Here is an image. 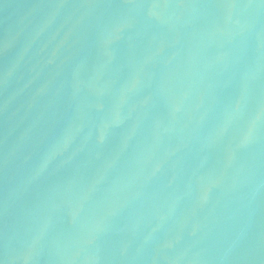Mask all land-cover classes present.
Here are the masks:
<instances>
[{"label": "water", "instance_id": "95a60500", "mask_svg": "<svg viewBox=\"0 0 264 264\" xmlns=\"http://www.w3.org/2000/svg\"><path fill=\"white\" fill-rule=\"evenodd\" d=\"M0 264H264V0H0Z\"/></svg>", "mask_w": 264, "mask_h": 264}]
</instances>
